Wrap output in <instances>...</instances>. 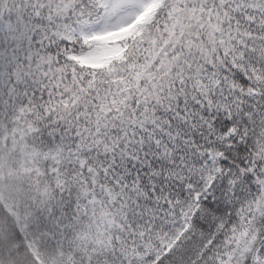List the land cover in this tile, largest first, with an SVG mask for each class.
<instances>
[{
	"label": "snow or ice",
	"instance_id": "1",
	"mask_svg": "<svg viewBox=\"0 0 264 264\" xmlns=\"http://www.w3.org/2000/svg\"><path fill=\"white\" fill-rule=\"evenodd\" d=\"M0 264H264V0H0Z\"/></svg>",
	"mask_w": 264,
	"mask_h": 264
},
{
	"label": "rangeland",
	"instance_id": "2",
	"mask_svg": "<svg viewBox=\"0 0 264 264\" xmlns=\"http://www.w3.org/2000/svg\"><path fill=\"white\" fill-rule=\"evenodd\" d=\"M121 37V34H116V33H113V34H110L109 38H112V39H118Z\"/></svg>",
	"mask_w": 264,
	"mask_h": 264
}]
</instances>
